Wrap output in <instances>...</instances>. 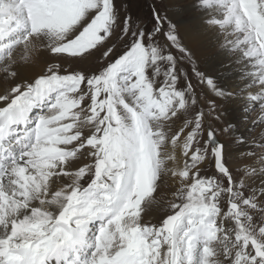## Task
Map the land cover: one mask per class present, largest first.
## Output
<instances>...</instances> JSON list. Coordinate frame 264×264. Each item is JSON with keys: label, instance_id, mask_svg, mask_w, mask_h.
I'll list each match as a JSON object with an SVG mask.
<instances>
[{"label": "snow or ice", "instance_id": "6c2138e0", "mask_svg": "<svg viewBox=\"0 0 264 264\" xmlns=\"http://www.w3.org/2000/svg\"><path fill=\"white\" fill-rule=\"evenodd\" d=\"M163 4L134 23L121 0H0V264H264V128L231 166L196 90L264 114V0H191L241 65L233 92ZM36 51L78 66L22 77ZM165 173L173 200L145 222Z\"/></svg>", "mask_w": 264, "mask_h": 264}, {"label": "bare ground", "instance_id": "6f19581e", "mask_svg": "<svg viewBox=\"0 0 264 264\" xmlns=\"http://www.w3.org/2000/svg\"><path fill=\"white\" fill-rule=\"evenodd\" d=\"M165 1L168 5L167 9L169 16L179 22L180 31L182 32L184 40L183 42L189 46L190 50L193 52L195 60L203 66L205 69L204 72L207 76L214 78L218 85L226 88L229 92L237 91L239 88L243 87L246 80L240 78L242 75L241 65L235 62V57L233 55L220 48V44L223 43V40L217 35V31L209 30L199 13H194L191 7V0H188L187 2L186 0H184L185 2H180L179 0ZM185 9H190L189 14H192V17L189 19H184L182 16ZM45 55L46 53L40 51L32 52L30 63L24 64L21 62V76L31 78L36 73H40L39 66L36 63L43 60ZM3 87H7V85H4ZM2 90L3 89L0 88V91ZM203 90L206 92L207 96L214 99L217 104L215 115L219 116V120L213 122L217 127V137L226 144L229 153L228 157L233 158L238 163V158L241 153L248 154L247 150L249 149L253 138L257 136L259 128H257V133L253 137L247 140L245 139L249 143L234 142L237 137L246 138L245 135L252 133L240 124V117H237L241 110L242 104L240 102L242 100L238 97H216L206 85H204ZM253 90L256 91V87ZM207 113H205V119L209 121ZM230 125L234 127H232L229 132L221 131V129ZM178 126L179 124L175 125L174 128H177ZM261 135H264V133H261ZM235 165L236 164H231L233 167H235ZM162 179L163 177H161L160 180V187H162L163 184ZM169 182L173 186L172 178ZM258 182L259 181L257 180V184ZM157 192L161 198L157 203L161 204L164 202L163 197L168 196L169 192L161 191L160 188H158ZM149 211L150 209H147L145 213H148Z\"/></svg>", "mask_w": 264, "mask_h": 264}, {"label": "rangeland", "instance_id": "374dc122", "mask_svg": "<svg viewBox=\"0 0 264 264\" xmlns=\"http://www.w3.org/2000/svg\"><path fill=\"white\" fill-rule=\"evenodd\" d=\"M179 1L185 2L184 0H179ZM187 1L188 0H186V2ZM150 3H151V0H121V4L126 5L128 8V11L132 14V16L134 18V23H135V17H141L142 18L141 22H143V19H145L148 15ZM167 6L168 5L166 4V1L164 0V4L161 5V14L164 15L165 11L167 12L169 19L176 25L177 31L181 37L182 42H183L184 40L182 37V32L180 31L179 22H177L176 20L172 19L169 16ZM189 11H190V9H185L184 12L182 13V16L184 17V19H189L190 17H192V14L191 13L189 14ZM148 26L151 27V24L149 23ZM165 27H167V24L165 25ZM31 54L32 53H30V56H31ZM193 59L195 60L194 56H193ZM45 61H47L48 64L58 65L59 69L61 71V74H64L65 71H71L72 69H75L78 66L76 64L63 63L62 61L56 60V59L50 57L48 54H46L45 57L43 58V60L36 63L39 66L40 73H43L48 66V64H46ZM195 62L197 64V66L199 67V69L202 72H204L205 69L203 68V66L201 64H199L197 62V60H195ZM94 65H95V61H91L88 64L79 65V66L80 67H92ZM185 68H186V70L190 71V65H188L187 63L185 64ZM160 79L162 80V77ZM193 82H194V84H196L195 79L193 80ZM255 87L258 90V85H256ZM203 88H204V85H199V84L196 85L198 98L200 97V93L202 91L204 92ZM248 102H247V107L249 109L248 111L244 110L245 109V102L243 100L240 102L242 104L241 110H240V113L237 115V117L238 116L240 117V120H241L240 124L243 125L245 128H247L250 132H252L249 135H245L246 140L250 139L251 137H253L257 133V131H256L257 128H259V131H260L261 127L264 128V125L256 123L258 120H260L261 115H264V114H261L259 112L258 108L252 107V104H253L252 101H248ZM200 104L203 105L204 113H207L208 112L207 101L200 99ZM215 121H217V120H215ZM208 122L209 121L205 119V132H204L203 138L201 140V143H203V139L207 138V124H208ZM178 124H180L179 121H177L175 125H178ZM212 126L217 132L216 125L212 124ZM217 136H218V133H217ZM217 139H218V137H217ZM254 151H257V152L260 151L259 147L254 148ZM228 155H229V153H228ZM228 160H229L230 165L231 164H237V162L233 158L228 157ZM202 173L211 175V165L210 164L204 165L203 169H202ZM162 177H163V179H162L163 184H162V187H159V188L161 191L169 192V195L163 197L164 202L159 204V203H157V201H160L161 198H160L158 192L155 193L156 194L155 200L147 208V209H150V211L148 213H144L143 219L145 222L158 223L160 221V219L165 215V213L168 212V205L173 200L172 193L174 191V186H172V184L169 182V180H171L170 173H165L162 175ZM223 203H224V208L226 210V207H227L226 206V198H225V201ZM256 215H257V217H259V213H256ZM257 222L259 223V219L257 220Z\"/></svg>", "mask_w": 264, "mask_h": 264}]
</instances>
